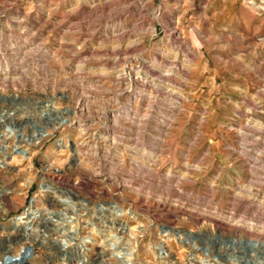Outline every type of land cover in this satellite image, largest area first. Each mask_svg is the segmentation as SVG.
<instances>
[{
	"label": "rangeland",
	"instance_id": "rangeland-1",
	"mask_svg": "<svg viewBox=\"0 0 264 264\" xmlns=\"http://www.w3.org/2000/svg\"><path fill=\"white\" fill-rule=\"evenodd\" d=\"M0 55V253L264 264V0H0Z\"/></svg>",
	"mask_w": 264,
	"mask_h": 264
},
{
	"label": "bare ground",
	"instance_id": "bare-ground-1",
	"mask_svg": "<svg viewBox=\"0 0 264 264\" xmlns=\"http://www.w3.org/2000/svg\"><path fill=\"white\" fill-rule=\"evenodd\" d=\"M168 29V28H167ZM35 47V46H34ZM8 48V47H7ZM10 48V47H9ZM30 51V50H29ZM28 52V51H27ZM40 52V51H39ZM20 54V53H19ZM1 56V55H0ZM34 58V57H33ZM7 59V58H6ZM18 63V62H17ZM21 64V63H20ZM11 65V64H10ZM145 66V65H144ZM149 67V66H148ZM7 68V67H6ZM124 71V70H123ZM168 75V74H167ZM160 78V77H159ZM117 79V78H116ZM152 79H153V77H152ZM156 80V79H155ZM153 82V81H152ZM175 84V83H174ZM179 86V85H178ZM169 94V93H168ZM40 106H42V108H46V110H45V112H43L42 113V115H46V113L48 112V110L47 109H49V107H50V105H45V104H41ZM23 110V109H22ZM135 113V112H134ZM137 114V113H136ZM55 118V117H54ZM56 119V118H55ZM58 119V118H57ZM141 120V119H140ZM61 121V120H60ZM141 121H139V123H140ZM54 124H55V122H54ZM57 124H61L60 122L58 123L57 122ZM57 126V125H56ZM245 126V125H244ZM40 127V126H39ZM138 128V127H137ZM140 128V127H139ZM84 133V132H83ZM79 134V133H78ZM42 137V135L40 136V138ZM243 139V138H242ZM256 139V138H255ZM17 140V139H16ZM254 141V140H253ZM245 142V141H244ZM249 142V141H248ZM81 143V142H80ZM244 144V143H243ZM248 144V143H247ZM251 144H252V142H251ZM255 144V143H254ZM253 144V145H254ZM75 145V144H74ZM95 145V144H94ZM106 145V144H105ZM246 145V144H245ZM89 149V148H88ZM240 149H242L241 147H240ZM243 149H244V147H243ZM72 152H73V154H75L76 153V150L75 149H73L72 150ZM87 152V151H86ZM83 153V152H82ZM85 153V152H84ZM88 154V153H87ZM261 155V154H260ZM256 160V159H255ZM256 161H258V160H256ZM254 163V162H253ZM256 163V162H255ZM252 165V164H251ZM262 165V164H261ZM264 166V165H263ZM263 166H261V168L263 167ZM254 166H252V168H253ZM257 167V166H256ZM261 168H258V169H261ZM249 169V168H248ZM255 170V169H254ZM255 172V171H254ZM252 173V172H251ZM259 176V175H258ZM264 177V176H263ZM261 179V178H260ZM256 180V179H255ZM247 182V181H246ZM262 182V181H261ZM252 185V184H251ZM248 188V187H247ZM244 192V191H243ZM249 193V192H248ZM252 193V192H251ZM72 194V193H71ZM238 194V193H237ZM70 195V194H69ZM250 196V195H249ZM248 198V197H247ZM241 200V199H240ZM233 201V200H232ZM235 201V200H234ZM262 202V201H261ZM252 205V204H251ZM232 206V205H231ZM234 206V205H233ZM236 207V206H235ZM70 209V208H69ZM246 210V209H245ZM264 210V209H263ZM116 212V211H115ZM205 212V211H204ZM46 213V212H45ZM37 214V212H35L34 210H30L29 211V213L27 214L28 215V218L26 217V221L24 222L25 224H26V226H25V231H26V229H27V232H26V236H30V238H32V235L34 236V234H32V232H34V227L32 226V222L34 221V219H35V215ZM48 214V213H47ZM59 214V213H58ZM41 215V214H40ZM39 217V216H38ZM59 217V216H58ZM55 218V217H54ZM50 219V218H49ZM52 219V218H51ZM49 221V220H48ZM264 221V220H263ZM74 222V221H73ZM17 224H19V225H21L20 223H18V222H16ZM22 223V222H21ZM16 225V224H15ZM16 228V227H15ZM54 229V228H53ZM224 229V228H223ZM229 232V231H228ZM36 234H37V231H36ZM24 235H25V233H24ZM119 235L120 236H118L119 238H123L124 237V235H125V233L123 232V229H121V231H120V233H119ZM40 235H36V236H34L35 238H38ZM255 237V236H254ZM260 237V236H259ZM28 238V237H27ZM256 238H257V236H256ZM32 240H35V239H32ZM125 240V239H124ZM123 240V241H124ZM6 241V240H5ZM31 241V240H30ZM119 241V240H118ZM127 243H124L123 245L125 246V245H128V241H126ZM194 242V241H193ZM247 242L249 243V244H251V246H257V247H261V246H264V241H261V240H259V238L258 239H253V240H247ZM118 243V242H117ZM224 244V243H223ZM109 245H110V243H109ZM108 245V246H109ZM111 246H113V244L111 245ZM250 246V247H251ZM9 248H10V245L9 246H6L5 245V247H4V252H1L0 253V264H22L23 262V260L22 259H19V257H20V253H18V254H15V255H12L11 253H9ZM123 248V247H122ZM256 248V247H255ZM254 248V249H255ZM0 250H2V249H0ZM129 250V249H128ZM128 250H127V252H128ZM239 250V249H238ZM11 251V250H10ZM121 251V250H120ZM120 251H118V253H120ZM255 251V250H254ZM129 252H130V255H131V250H129ZM128 255V254H127ZM248 256V255H247ZM16 257H18L17 259H16ZM128 257H129V255H128ZM131 257V256H130ZM6 258H12L10 261H8L7 262V260H5ZM247 258V257H246ZM126 259V258H125ZM205 262V261H204ZM124 264H125V262H124ZM215 264V263H214Z\"/></svg>",
	"mask_w": 264,
	"mask_h": 264
}]
</instances>
